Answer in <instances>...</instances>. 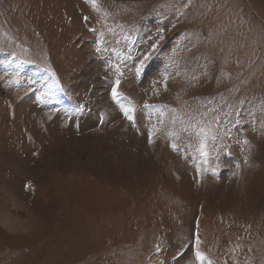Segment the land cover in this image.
Segmentation results:
<instances>
[{"label":"rangeland","instance_id":"rangeland-1","mask_svg":"<svg viewBox=\"0 0 264 264\" xmlns=\"http://www.w3.org/2000/svg\"><path fill=\"white\" fill-rule=\"evenodd\" d=\"M197 248L264 264V0H0V264Z\"/></svg>","mask_w":264,"mask_h":264},{"label":"snow or ice","instance_id":"snow-or-ice-1","mask_svg":"<svg viewBox=\"0 0 264 264\" xmlns=\"http://www.w3.org/2000/svg\"><path fill=\"white\" fill-rule=\"evenodd\" d=\"M90 2L95 5L96 3V0H90ZM117 83H119V81H117ZM113 96H116L117 95V92H116V89L113 88ZM122 111H124L125 115L128 116V119L129 120H132L133 117L131 115H129V112L132 111V109L130 108H123L122 107ZM203 131V130H201ZM204 145L203 143H201V149H203ZM199 241L197 240V245H198ZM195 257H196V260L198 262V264H213V262L211 260H209L202 252H200L197 248V250L195 251Z\"/></svg>","mask_w":264,"mask_h":264}]
</instances>
